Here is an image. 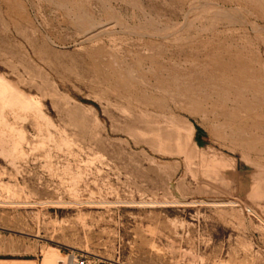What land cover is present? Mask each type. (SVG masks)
I'll return each instance as SVG.
<instances>
[{
  "label": "rangeland",
  "instance_id": "374dc122",
  "mask_svg": "<svg viewBox=\"0 0 264 264\" xmlns=\"http://www.w3.org/2000/svg\"><path fill=\"white\" fill-rule=\"evenodd\" d=\"M0 83V255L264 264V0H0Z\"/></svg>",
  "mask_w": 264,
  "mask_h": 264
},
{
  "label": "built area",
  "instance_id": "2783aa9c",
  "mask_svg": "<svg viewBox=\"0 0 264 264\" xmlns=\"http://www.w3.org/2000/svg\"><path fill=\"white\" fill-rule=\"evenodd\" d=\"M57 264H89L87 253L70 249L63 254V258L57 261Z\"/></svg>",
  "mask_w": 264,
  "mask_h": 264
},
{
  "label": "crops",
  "instance_id": "0c3cea01",
  "mask_svg": "<svg viewBox=\"0 0 264 264\" xmlns=\"http://www.w3.org/2000/svg\"><path fill=\"white\" fill-rule=\"evenodd\" d=\"M0 264H36L34 259L7 258L0 255Z\"/></svg>",
  "mask_w": 264,
  "mask_h": 264
},
{
  "label": "bare ground",
  "instance_id": "6f19581e",
  "mask_svg": "<svg viewBox=\"0 0 264 264\" xmlns=\"http://www.w3.org/2000/svg\"><path fill=\"white\" fill-rule=\"evenodd\" d=\"M0 84H1V83H0ZM55 255H56V253H55V251H54L53 248H52V251L50 250V251H48V252L45 253V257H44V259H45L48 263H51V261H52L53 259H55L53 263L57 264V261H58L59 259H62V257H61V258H58V257L54 258ZM46 261H45V262H46ZM45 262H44V263H45Z\"/></svg>",
  "mask_w": 264,
  "mask_h": 264
}]
</instances>
